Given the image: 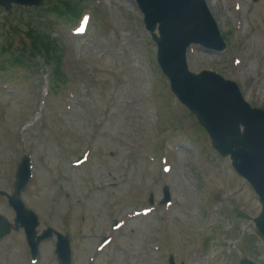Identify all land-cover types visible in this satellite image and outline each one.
<instances>
[{
  "label": "rangeland",
  "instance_id": "374dc122",
  "mask_svg": "<svg viewBox=\"0 0 264 264\" xmlns=\"http://www.w3.org/2000/svg\"><path fill=\"white\" fill-rule=\"evenodd\" d=\"M204 5L225 47H191L189 70L233 81L264 111V0ZM41 7H0V192L12 194L28 156L21 199L39 231L71 239L72 264H264L259 201L169 91L134 0ZM35 37L57 49V76ZM0 215L12 221L1 195ZM53 253L54 239L42 242L35 264H58ZM0 264H31L21 231L0 243Z\"/></svg>",
  "mask_w": 264,
  "mask_h": 264
},
{
  "label": "water",
  "instance_id": "95a60500",
  "mask_svg": "<svg viewBox=\"0 0 264 264\" xmlns=\"http://www.w3.org/2000/svg\"><path fill=\"white\" fill-rule=\"evenodd\" d=\"M42 1L0 0V6L6 10L12 3L38 7ZM135 1L143 16L145 29L156 45L157 63L168 78L172 92L198 118L209 134L212 147L222 156H230L233 168L248 180L258 195L261 214L254 223L264 238V112L251 109L233 82L210 72L194 75L187 71L185 56L190 45L217 51L224 49L204 0ZM28 176L27 161L24 159L17 170L15 195L8 200L16 212L15 223L24 228L32 256H35L37 244L48 238L51 230L34 240L36 217L24 209L18 198ZM56 235L58 259L61 264H70L68 242ZM170 264H173L171 260ZM242 264L252 263L246 261Z\"/></svg>",
  "mask_w": 264,
  "mask_h": 264
},
{
  "label": "trees",
  "instance_id": "16d2710c",
  "mask_svg": "<svg viewBox=\"0 0 264 264\" xmlns=\"http://www.w3.org/2000/svg\"><path fill=\"white\" fill-rule=\"evenodd\" d=\"M75 13V9L69 10V12L65 11H53L51 14L58 15L59 17L63 16H73ZM32 50L36 52L37 55L40 57H43L45 60V64L51 65L53 64L55 67V73L56 76L58 75V62H59V53L57 49L55 48L54 44H52V41L47 40L43 37H35L31 41Z\"/></svg>",
  "mask_w": 264,
  "mask_h": 264
},
{
  "label": "bare ground",
  "instance_id": "6f19581e",
  "mask_svg": "<svg viewBox=\"0 0 264 264\" xmlns=\"http://www.w3.org/2000/svg\"><path fill=\"white\" fill-rule=\"evenodd\" d=\"M238 63H239V66H240V65L242 64V61L239 60ZM32 120H33V119H32Z\"/></svg>",
  "mask_w": 264,
  "mask_h": 264
}]
</instances>
